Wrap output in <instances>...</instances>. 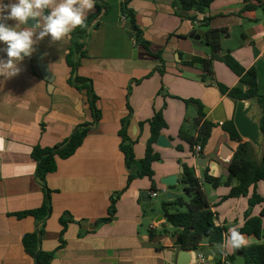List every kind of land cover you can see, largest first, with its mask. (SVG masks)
Here are the masks:
<instances>
[{"label": "crops", "instance_id": "0c3cea01", "mask_svg": "<svg viewBox=\"0 0 264 264\" xmlns=\"http://www.w3.org/2000/svg\"><path fill=\"white\" fill-rule=\"evenodd\" d=\"M101 2L109 9H102L92 21L83 41V57H68L74 51L71 38L52 42L45 37L34 46L32 56L19 64L21 71L17 76H0V264H35L25 250L23 238L42 225L33 216L18 218L14 214L42 207L44 187L51 191L52 213L43 227L41 249L54 252L50 264L178 263L181 249L174 244L180 230L172 235L157 234L164 221L152 222L148 232L142 229L148 204L141 200V193H150L151 204L157 197H153L155 191L148 178L128 184L120 131L122 120L130 115L127 134L134 142L139 167L151 136L149 120L163 110L167 128L162 134L172 148L155 145L161 158L152 165L157 196L159 191L166 193L170 188L162 185L161 179L177 175V185L181 184L183 164L195 170L206 194L207 183L202 177L206 170L214 177L226 176L232 157L228 162L224 159L230 149L235 152L238 144L221 124L233 119L236 102L222 94L216 84L246 87L219 60L213 61L214 74L205 82L200 62L187 65L211 57L202 35L207 30L202 23L204 17L210 18L211 28L227 30L222 36L220 55L230 53L245 69L254 67L259 92L264 94V0H215L196 23L176 12L175 0H130L129 8L135 13L151 52L137 43L135 31L122 15L123 0ZM96 5L95 0L94 10L87 17L98 13ZM246 6L254 8L245 10ZM6 23L14 26L16 21ZM34 23L29 19L25 26ZM193 33L201 36L202 46L193 44L189 37ZM5 47L0 43V49ZM0 57L6 58V53L0 51ZM38 57L49 69L52 82L42 77ZM75 76L92 81V93L101 113L96 123L88 91L76 87ZM187 99L200 100L206 118L217 124L201 158L207 162L205 168L197 164L190 146L178 137L184 121L187 119L190 128L196 115L193 106H186ZM85 124L90 129L81 146L67 159L57 157V170L48 174L43 183L37 177L34 147L62 144ZM177 146L182 150H177ZM231 185H238V181L233 179ZM208 189L216 223L227 230L241 228L247 214L257 216L262 209L260 205L249 206L252 191L247 197L221 201L230 187L213 189L210 185ZM258 193L264 198V182L258 184ZM116 197L113 219L100 223L109 217L111 199ZM65 214L64 228L60 219ZM245 236L249 245L264 241L254 235ZM197 253L206 257V264H219L221 260L217 245L200 248Z\"/></svg>", "mask_w": 264, "mask_h": 264}, {"label": "trees", "instance_id": "16d2710c", "mask_svg": "<svg viewBox=\"0 0 264 264\" xmlns=\"http://www.w3.org/2000/svg\"><path fill=\"white\" fill-rule=\"evenodd\" d=\"M214 1L215 0H175L174 6L178 14L187 13V18L193 23H196L198 22V16L205 14ZM96 3L98 13L87 17L85 21L86 27H77L70 34L74 51H71L68 57H73L75 54H78L79 58L83 57V41L88 35V30L89 27H91L92 21L96 19L102 9H109V6L106 3H102L101 0H96ZM129 4L130 0H123L121 5L122 15L129 21L131 27L135 31L137 43L151 52L150 43L143 40V32L138 26L135 13L129 8ZM253 8L252 6H246L245 10ZM45 14H47V10ZM209 21V17L203 18L202 23L207 30L202 35L206 45L210 48L211 57L209 59L193 60L188 62L187 65H193L195 62H200L202 64L204 73L202 76L203 82L206 81V78L213 76L214 60H219L224 63L239 77L241 84L245 86L246 89L238 86L229 88L221 83H217L216 86L222 94L228 95L230 98L234 99L235 102L238 100H254L256 102L261 114L260 127L263 134V151L259 156L252 144L241 138L234 125L233 119H231L221 124L222 129L229 135L230 139L238 144L234 156L227 166L230 175L228 177L222 176L221 178L214 177L209 175V170H206L203 178L204 182L210 184L213 189H217L219 186L230 187L229 193L223 196L221 201L247 197L252 191L248 200L249 206L255 207L260 205L262 209L257 216L251 217L249 216L250 214H247L244 225L238 228V230L243 235H254L257 239L261 240L264 239V198L258 193V184L264 182V94L259 92L258 74L254 67L245 69L230 53H226L223 56L220 55L222 36L227 30L211 28L209 26ZM155 57L160 58L159 55ZM77 63L78 60L76 61L75 67ZM159 70L163 72L161 69ZM73 83L77 88L86 89L88 91L90 104L94 111V122H98L101 118V113L96 107L97 97L92 93V81L75 76ZM184 102L187 107L193 106L195 108L196 115L192 120L190 128L187 127V119L184 121L183 126L179 130L178 137L190 146L193 153L194 148L200 145L202 151L200 152L199 158H202L204 149L212 136L213 129L217 127V124L206 118L204 105L200 100L187 99L184 100ZM129 117L130 115L122 120V128L120 131V136L122 137L121 150L125 155L126 166L129 171L128 184L134 179L148 178L152 182V191L157 192L153 179L155 173L152 165L154 162L161 159L160 154L155 151V145L160 135L167 128V121L163 110L156 112L151 120H149L151 136L147 143L145 157L139 162V167H137L135 160L133 149L134 142L129 139L127 134ZM89 129V124L81 125L77 127L72 136L62 144L47 148L41 146L34 147L32 157L37 162V177L43 183L48 174L57 170V157L61 159L71 157L83 143ZM176 148L179 151L182 150L181 146H177ZM183 169L181 184L183 185V191L187 199L177 197L170 202H174L180 207H187V211L171 213L165 206L163 207V217H165L167 222L180 230L177 234V240L182 241V246L179 248L193 251L206 248L208 247L207 245H201L204 238L209 239V245L222 244L223 234L228 232L227 228L216 223L217 214L212 211L213 206L209 203L208 196L204 192L201 180L196 176L195 170L193 168L191 169L186 164H183ZM233 178H237L238 185H231ZM44 189L45 201L42 207L14 214L18 218L33 216L42 225L41 228L33 233L25 235L23 238L25 250L35 259V264H50L54 257V252H45L41 249L43 227L46 219L52 213L51 191L46 187H44ZM116 201L117 197L111 199L109 217L102 219L100 223L110 222L113 219L116 213ZM60 222L65 228L67 224L66 214L61 217ZM238 253L241 254L244 259V264H264V241L233 251V253L228 254L229 260L232 261L235 256H238ZM219 264H221V260Z\"/></svg>", "mask_w": 264, "mask_h": 264}, {"label": "clouds", "instance_id": "9594fccd", "mask_svg": "<svg viewBox=\"0 0 264 264\" xmlns=\"http://www.w3.org/2000/svg\"><path fill=\"white\" fill-rule=\"evenodd\" d=\"M94 7L95 0H15L8 4L0 0V43L6 45L0 49L6 53V58L0 57V76H17L21 71L19 64L32 56L34 46L45 37L52 42L70 39L77 27H86L88 13ZM29 19L35 21L33 26H25ZM8 20L16 21L15 25L7 24ZM249 243V238L232 227L223 234V242L217 248L226 257Z\"/></svg>", "mask_w": 264, "mask_h": 264}, {"label": "water", "instance_id": "95a60500", "mask_svg": "<svg viewBox=\"0 0 264 264\" xmlns=\"http://www.w3.org/2000/svg\"><path fill=\"white\" fill-rule=\"evenodd\" d=\"M183 15L187 16V13H184ZM31 20V19H30ZM33 21V20H32ZM35 22V21H34ZM33 25V24H31ZM189 37L193 40V44L196 46H202L203 42L201 41V36L190 34ZM38 60V68L42 75V77L48 81L52 82V76L47 68L46 64L42 61L41 57L37 58ZM257 104L254 100H238L236 102V109L235 114L233 117L234 125L241 136V138L246 141L250 142L252 146L255 148L256 153L260 156L263 151V134L260 127V118L261 114L259 110L257 109ZM157 146L162 149H171L172 145L170 140L164 135L161 134L157 141ZM234 156L233 150L230 149L229 155L226 159H224L225 162H228L231 157ZM197 164L205 168L207 162L204 159L199 158L197 160ZM183 172V167L181 168ZM227 173H225L226 177L230 175V171L226 170ZM177 175L168 176L166 178L161 179V184L166 187H174L178 184ZM166 196L168 200H174L175 196L171 192H166ZM141 200L144 203H147L151 206V196L150 193L147 191H144L141 193ZM161 221H167L165 217L161 216L159 217L155 223H160ZM209 239L204 238L201 242V245H209ZM176 247L182 246V241L177 240L174 244ZM238 256H241V254L238 253ZM197 262V251L193 250H187V249H181L178 257V263L177 264H196Z\"/></svg>", "mask_w": 264, "mask_h": 264}, {"label": "rangeland", "instance_id": "374dc122", "mask_svg": "<svg viewBox=\"0 0 264 264\" xmlns=\"http://www.w3.org/2000/svg\"><path fill=\"white\" fill-rule=\"evenodd\" d=\"M202 177H203V174H202ZM233 179L238 181L237 178H233ZM205 186L207 188V194H209L210 192L208 188L210 187V185L207 183L205 184ZM168 191L173 192L175 198L183 197L187 199L183 191L182 184L176 185L174 187H170ZM170 201L171 200H168L166 193H164L162 190V191H159V196H157V198H154L152 200L151 206H148L145 204V208H147V212L143 219V225H142L143 231L148 232V228L150 224L156 221L159 217L163 216L164 206L171 213L187 211V207H180L176 205L174 202H170ZM163 223H164L163 225L159 224V227L157 229V234L159 235L171 234L172 235V234H177L179 232V229L171 225L169 222L165 221ZM211 253L213 254L214 252H211ZM215 256L216 258H218L219 254L216 252ZM212 264H215V262ZM230 264H244V259L242 258V256H235V258L232 261H230Z\"/></svg>", "mask_w": 264, "mask_h": 264}, {"label": "built area", "instance_id": "2783aa9c", "mask_svg": "<svg viewBox=\"0 0 264 264\" xmlns=\"http://www.w3.org/2000/svg\"><path fill=\"white\" fill-rule=\"evenodd\" d=\"M201 151H202V147L200 145H197L194 148L193 156H194L196 161L199 159V155H200ZM157 195H158L157 192L153 193V197H157ZM206 263H207L206 257L203 254H201V253H197V262H196V264H206ZM221 264H230V260H229L228 255L226 257L224 255H221Z\"/></svg>", "mask_w": 264, "mask_h": 264}]
</instances>
